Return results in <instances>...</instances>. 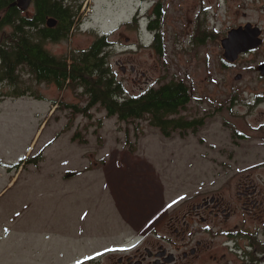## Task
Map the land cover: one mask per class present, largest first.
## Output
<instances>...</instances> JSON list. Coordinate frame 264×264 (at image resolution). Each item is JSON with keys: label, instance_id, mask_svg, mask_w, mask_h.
Segmentation results:
<instances>
[{"label": "rangeland", "instance_id": "374dc122", "mask_svg": "<svg viewBox=\"0 0 264 264\" xmlns=\"http://www.w3.org/2000/svg\"><path fill=\"white\" fill-rule=\"evenodd\" d=\"M155 3L161 54L147 27ZM25 11L31 14L33 3ZM79 15L66 38L44 47L61 56L108 34V60L127 97L183 80L191 100L179 115L203 124L196 133L165 137L145 119L120 121L98 104L89 117L72 114L68 104L87 102L81 90L24 74L32 92L13 96L0 80V246L37 233L51 234L61 249L94 243L126 233L128 222H144L133 214L148 206L170 213L227 182L264 175V77L255 70L264 62V0H86ZM247 23L261 30L262 43L226 62L222 38ZM129 65L145 71L149 83L134 80ZM260 200L264 221V189Z\"/></svg>", "mask_w": 264, "mask_h": 264}, {"label": "flooded vegetation", "instance_id": "af4514ba", "mask_svg": "<svg viewBox=\"0 0 264 264\" xmlns=\"http://www.w3.org/2000/svg\"><path fill=\"white\" fill-rule=\"evenodd\" d=\"M129 70L134 80L141 82L142 77L147 78L144 84L149 83L145 71L134 65ZM229 189L234 191L230 198L225 194ZM263 189L264 175H247L170 213L164 206H148L133 214L144 222H128L126 233L94 243L79 240L61 249L51 234L37 233L36 238L0 246V262L4 258L11 264H264Z\"/></svg>", "mask_w": 264, "mask_h": 264}, {"label": "trees", "instance_id": "16d2710c", "mask_svg": "<svg viewBox=\"0 0 264 264\" xmlns=\"http://www.w3.org/2000/svg\"><path fill=\"white\" fill-rule=\"evenodd\" d=\"M85 1L33 0V11L29 14L13 5L15 0H0V80L11 87L8 94L20 96L32 92L29 86H24L23 75L26 74L37 82L53 83L60 90L65 87L81 90L87 97L86 104L82 107L67 105L74 115L82 113L89 117V109L98 104L108 117L115 116L120 121L145 119L165 137L177 131L183 135L196 133L203 118L188 119L179 115L191 100L189 86L183 80L166 81L148 87L138 96H126L124 85L108 60L112 48L108 34H96L87 48L73 49L61 56L44 47L47 40L57 41L72 32L78 25L79 10ZM160 15L159 3H155L154 17L148 20L147 27L154 33L152 48L158 54L164 49ZM49 17L56 19L53 27L46 25ZM135 21L133 17L127 23L131 25ZM4 26L8 30H4ZM198 32L203 33L200 28ZM28 161V157L21 160L17 168Z\"/></svg>", "mask_w": 264, "mask_h": 264}, {"label": "water", "instance_id": "95a60500", "mask_svg": "<svg viewBox=\"0 0 264 264\" xmlns=\"http://www.w3.org/2000/svg\"><path fill=\"white\" fill-rule=\"evenodd\" d=\"M32 1L33 0H15L12 4L16 5L21 10H26ZM55 24V18H47V26L53 27ZM260 34L261 30L257 26H252L250 23L228 30L226 36L222 38L220 42L223 49L224 60L228 63H234L241 54L258 47L262 43ZM133 69L134 67L131 66L130 70ZM121 70L125 72V66H121ZM255 70L261 77H264V62L256 66ZM240 77L241 75L237 74L235 79H239Z\"/></svg>", "mask_w": 264, "mask_h": 264}, {"label": "snow or ice", "instance_id": "6c2138e0", "mask_svg": "<svg viewBox=\"0 0 264 264\" xmlns=\"http://www.w3.org/2000/svg\"><path fill=\"white\" fill-rule=\"evenodd\" d=\"M173 203H175V201H173ZM99 255V254H98ZM77 264H79V262H77Z\"/></svg>", "mask_w": 264, "mask_h": 264}]
</instances>
